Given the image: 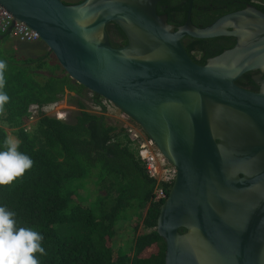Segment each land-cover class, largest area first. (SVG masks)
Returning a JSON list of instances; mask_svg holds the SVG:
<instances>
[{
  "label": "water",
  "instance_id": "95a60500",
  "mask_svg": "<svg viewBox=\"0 0 264 264\" xmlns=\"http://www.w3.org/2000/svg\"><path fill=\"white\" fill-rule=\"evenodd\" d=\"M162 0H0L40 35L65 75L133 119L176 170L157 232L165 264H264V12L206 27L158 14ZM117 25L126 45L107 31ZM233 38L199 65L185 38ZM253 77L257 92L237 81Z\"/></svg>",
  "mask_w": 264,
  "mask_h": 264
},
{
  "label": "trees",
  "instance_id": "16d2710c",
  "mask_svg": "<svg viewBox=\"0 0 264 264\" xmlns=\"http://www.w3.org/2000/svg\"><path fill=\"white\" fill-rule=\"evenodd\" d=\"M191 3L192 23L200 28L247 4L264 12V0H162L157 11L181 27ZM107 31L125 38L117 25ZM191 40L185 48L199 65L235 45L233 38ZM52 55L0 56L8 66L4 91L10 98L0 111V147L10 130L33 161L23 177L0 186V205L15 212L17 226L43 236L40 264H165L166 243L157 232L162 205L152 202L155 182L125 129L106 115L105 100L93 93L89 98ZM67 93L75 94L77 110L67 111L64 121L44 111ZM85 99L100 113L89 112Z\"/></svg>",
  "mask_w": 264,
  "mask_h": 264
},
{
  "label": "clouds",
  "instance_id": "9594fccd",
  "mask_svg": "<svg viewBox=\"0 0 264 264\" xmlns=\"http://www.w3.org/2000/svg\"><path fill=\"white\" fill-rule=\"evenodd\" d=\"M7 63L0 59V111L9 102L4 91ZM20 141L7 137L0 147V186L13 184L33 167L32 159L21 152ZM15 212L0 205V264H40L38 256L46 255L43 236L26 227L17 226Z\"/></svg>",
  "mask_w": 264,
  "mask_h": 264
},
{
  "label": "built area",
  "instance_id": "2783aa9c",
  "mask_svg": "<svg viewBox=\"0 0 264 264\" xmlns=\"http://www.w3.org/2000/svg\"><path fill=\"white\" fill-rule=\"evenodd\" d=\"M3 36L15 39L20 44H32L41 40L40 35L23 23L16 22L13 16L0 6V40ZM106 115L115 112L116 121L125 129V133L137 149L138 156L144 164L149 179L155 182L152 202L163 204L169 196L176 178V170L159 152L155 143L142 131L139 125L127 114L121 112L113 104L105 101ZM100 111V109H98ZM55 117L64 121L66 113L58 112ZM31 118V122H34Z\"/></svg>",
  "mask_w": 264,
  "mask_h": 264
},
{
  "label": "rangeland",
  "instance_id": "374dc122",
  "mask_svg": "<svg viewBox=\"0 0 264 264\" xmlns=\"http://www.w3.org/2000/svg\"><path fill=\"white\" fill-rule=\"evenodd\" d=\"M64 1L67 3H77L83 0H64ZM48 52H49V49L46 47V45L41 40L36 43L22 45L18 43L15 39L7 38L2 44H0V56L4 55V56H7L8 58H14L15 56H16V59L17 58H37V57H41L45 55ZM52 56L54 57V55ZM73 97H75V94L67 93L62 102L54 104L50 107H47L44 111L48 115H52V116L56 115L58 112L66 113L67 111H70L71 113V111L77 110V108L73 106V101H72ZM88 97L89 98L92 97L91 92H89ZM89 101L90 100L88 99L86 100V104L88 105V111L91 113H95V114L100 113L98 108L93 107L92 103H90ZM108 116L114 121L117 120L116 119L117 117H115L116 116L115 112L108 114ZM8 133H9V137H15L14 135H12V131L9 130Z\"/></svg>",
  "mask_w": 264,
  "mask_h": 264
},
{
  "label": "flooded vegetation",
  "instance_id": "af4514ba",
  "mask_svg": "<svg viewBox=\"0 0 264 264\" xmlns=\"http://www.w3.org/2000/svg\"><path fill=\"white\" fill-rule=\"evenodd\" d=\"M235 12H237V11H235ZM191 17H192V15H191ZM197 18L199 19V21L202 20V19H200V17H197ZM219 18H221V17H219ZM109 36H110V42H111V44H112L113 47L120 48V47H123V46L126 45L125 38H123L122 35H120L118 32L111 31L110 34H109ZM184 42H185L186 45H188V44L192 43V40H191V38H187V39H184ZM195 50L196 51H195L194 54L201 57L202 53L199 51V48L196 47ZM246 75H248L249 77L248 76L246 77L244 75L245 77L243 76L244 78L241 80V85H239V86H241L242 88H245L247 90H251V91L257 92L259 90V87L255 84L258 87V89L256 91V89L252 86V84L250 83V81H253V77L254 76L263 75V74L261 72H259V71H256V72L248 73ZM263 78H264V75H263Z\"/></svg>",
  "mask_w": 264,
  "mask_h": 264
},
{
  "label": "crops",
  "instance_id": "0c3cea01",
  "mask_svg": "<svg viewBox=\"0 0 264 264\" xmlns=\"http://www.w3.org/2000/svg\"><path fill=\"white\" fill-rule=\"evenodd\" d=\"M4 41H5V40H3V39H2V40H0V44H2Z\"/></svg>",
  "mask_w": 264,
  "mask_h": 264
}]
</instances>
